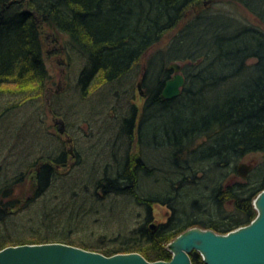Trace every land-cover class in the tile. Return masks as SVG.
I'll return each instance as SVG.
<instances>
[{
	"label": "trees",
	"instance_id": "16d2710c",
	"mask_svg": "<svg viewBox=\"0 0 264 264\" xmlns=\"http://www.w3.org/2000/svg\"><path fill=\"white\" fill-rule=\"evenodd\" d=\"M218 1L239 4L254 22L207 8L189 18ZM42 28L67 36L85 57L79 107L70 111L78 116L82 107L84 123L98 128L94 137L110 142L111 162L85 179V172L72 171L79 153L68 167L61 148L11 171L17 173L0 168V250L62 243L107 257L138 253L149 262L170 261L168 244L190 228L223 235L254 220L253 201L264 191V0H0V94L26 95L24 101L44 95ZM200 28L204 37L188 44ZM172 32L166 49L151 55ZM174 61L185 84L178 97L164 99L172 74L166 64ZM142 67L146 101L138 114L129 101ZM50 105L65 116L56 112L63 108L58 96ZM163 114L175 116L170 130L162 128ZM248 155L258 157L241 178L237 166ZM117 198L144 209V221L82 237L100 212L124 215L111 203ZM157 204L168 215L151 229ZM189 256L191 264H203L198 253Z\"/></svg>",
	"mask_w": 264,
	"mask_h": 264
},
{
	"label": "rangeland",
	"instance_id": "374dc122",
	"mask_svg": "<svg viewBox=\"0 0 264 264\" xmlns=\"http://www.w3.org/2000/svg\"><path fill=\"white\" fill-rule=\"evenodd\" d=\"M202 8H207V14H224L246 22H254V18L242 6L227 1L206 2L202 7L193 11L189 18ZM216 21L219 23L222 21V18L219 17ZM187 23L186 19L180 24L179 28L184 29ZM199 31V33H193L189 37L188 44L193 43L195 38L204 37L203 29L200 28ZM174 33L166 35L150 54L165 50L171 42ZM42 38L43 59L49 74V80L44 88V95L42 97L35 95L29 101H24L27 97L26 95L0 94V168L4 170L8 168L10 172L15 169L24 170L25 167L33 163L37 158L42 156L49 157L50 155L55 156L62 148L67 155L65 160L68 167H73L76 163V153L78 152L80 155V164L78 167L72 168V171L78 170L82 174L85 172V179L90 172L93 174V178H95L102 173L105 164L111 162L109 159L110 154H108L110 142L106 145L103 138L100 140L94 137L95 133L97 134L98 132V128L97 126H93L90 129L84 123L85 119L81 115L83 113L81 106L78 116L70 111L72 104L75 105L73 109H78L79 107L77 100L79 99L80 88L77 86V83L79 73L85 64V57L79 50L71 46L70 39L65 35L55 34L48 29L42 28ZM177 51L173 53L183 54L185 52V50ZM173 53H169L168 56H172ZM174 63L181 64V62L176 61ZM168 64L171 65L167 63L166 66ZM152 68L155 70L156 67ZM171 71L173 72V70ZM142 78L143 67L136 81L133 82L132 97L134 99L129 101L130 104H133L137 108L138 114L141 113L144 102V95L141 96L137 88ZM145 90L142 86V91L144 92ZM57 96L63 108L57 107L56 112L63 114V111L66 110L65 116H57L51 108L50 103ZM207 100L205 99V101ZM211 101L213 100L210 98L207 103ZM96 102L97 100H94V104ZM60 121L63 122L64 134H59ZM175 125L174 115H162L163 129L170 130ZM103 143V147L105 148H101ZM69 149H72V154L68 153ZM165 154L164 152L163 155L165 156ZM255 157L258 156L248 155L242 163L254 164ZM90 169L91 171H89ZM17 172H11V174ZM113 202L124 211V215L113 219L110 212H100L96 215V221L92 218L88 223V229L85 228L86 230L81 232L82 237L88 234L91 235L90 238L103 233L116 234L124 226H126L125 228H129L144 221V209L137 208L132 203L124 207V204L127 203H124L123 198L112 200L111 203L113 204ZM167 215V208L165 206L154 205L153 216L155 221L152 222V225L155 226L159 222H165Z\"/></svg>",
	"mask_w": 264,
	"mask_h": 264
},
{
	"label": "water",
	"instance_id": "95a60500",
	"mask_svg": "<svg viewBox=\"0 0 264 264\" xmlns=\"http://www.w3.org/2000/svg\"><path fill=\"white\" fill-rule=\"evenodd\" d=\"M168 70H173L174 76L166 81L162 97L174 99L180 95L185 79L180 74L179 64L172 63ZM137 88L143 96L141 82ZM59 123V134H64L63 122ZM68 153L72 154V149ZM253 167L254 164L240 163L238 176L247 177ZM253 207L256 211L254 220L228 234L198 227L180 234L167 246L170 261L149 262L138 253L107 257L67 244L46 243L6 247L0 250V264H191L189 255L192 252L201 256L203 264H264V191L256 196ZM154 228L152 225L151 229Z\"/></svg>",
	"mask_w": 264,
	"mask_h": 264
},
{
	"label": "flooded vegetation",
	"instance_id": "af4514ba",
	"mask_svg": "<svg viewBox=\"0 0 264 264\" xmlns=\"http://www.w3.org/2000/svg\"><path fill=\"white\" fill-rule=\"evenodd\" d=\"M181 75H182V73H180ZM174 76V73L172 72V74H171V76H170V79L172 78ZM183 76V75H182ZM162 91H163V89L161 90V95H162ZM144 102H143V106H144V104H145V101H146V94H145V91H144ZM143 106H142V109H141V112H142V110H143ZM58 167L59 166H56V169H58Z\"/></svg>",
	"mask_w": 264,
	"mask_h": 264
}]
</instances>
